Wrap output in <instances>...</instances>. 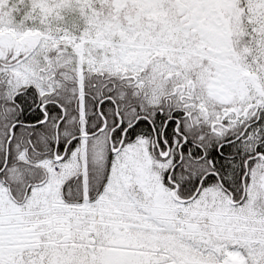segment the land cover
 <instances>
[{
	"label": "snow or ice",
	"instance_id": "1",
	"mask_svg": "<svg viewBox=\"0 0 264 264\" xmlns=\"http://www.w3.org/2000/svg\"><path fill=\"white\" fill-rule=\"evenodd\" d=\"M0 264H264V0H0Z\"/></svg>",
	"mask_w": 264,
	"mask_h": 264
}]
</instances>
